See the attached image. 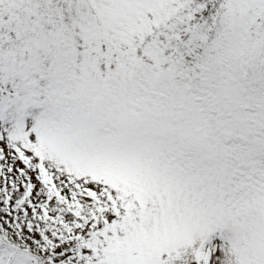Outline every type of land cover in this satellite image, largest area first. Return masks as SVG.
Segmentation results:
<instances>
[{"label":"snow or ice","instance_id":"6c2138e0","mask_svg":"<svg viewBox=\"0 0 264 264\" xmlns=\"http://www.w3.org/2000/svg\"><path fill=\"white\" fill-rule=\"evenodd\" d=\"M0 264H264V0H0Z\"/></svg>","mask_w":264,"mask_h":264}]
</instances>
